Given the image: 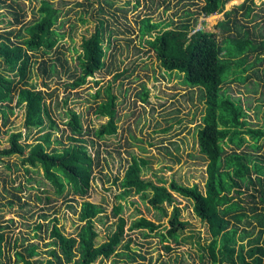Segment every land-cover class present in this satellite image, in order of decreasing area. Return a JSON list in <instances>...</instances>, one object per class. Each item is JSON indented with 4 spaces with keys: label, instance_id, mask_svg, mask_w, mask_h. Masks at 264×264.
<instances>
[{
    "label": "trees",
    "instance_id": "trees-1",
    "mask_svg": "<svg viewBox=\"0 0 264 264\" xmlns=\"http://www.w3.org/2000/svg\"><path fill=\"white\" fill-rule=\"evenodd\" d=\"M0 1L10 8L14 26L0 32V113L6 124L9 111H14L15 106L24 108L27 129L25 135L21 130L9 132L8 145L0 147V162L6 157L18 156L27 172L41 171L56 196H87L95 168L100 164V151L92 154L84 136L92 133L103 138L117 133L120 120L118 96L111 83L104 91L98 88L92 94L94 99H99L94 113L107 120L93 130L86 129L82 113L69 105L68 98L61 105L60 101L52 102L55 90L50 88L48 78L59 75V66H62L73 80L67 81L66 87L77 88L102 69L107 57L105 40L107 38L108 46L112 42L110 30H107L108 20L98 16L94 32L83 38L77 49L71 70L66 66L68 58L58 49L65 33L58 29L62 10L54 0H39L29 19H26V0ZM228 1L205 0L201 11L206 16L219 14ZM249 1L254 0H245L225 11L223 19L217 22L218 32L192 28L189 22L176 28H162L161 22L143 19L141 34L143 37L148 34L147 44L161 66L168 71L182 72L186 83L203 92L205 108L197 128V143L207 162V178L204 190L198 183L187 185L172 179L166 184L163 176L157 180L147 178L144 171L150 167L149 160L132 154L119 181L121 191L116 195L119 199H127L133 191L140 193L141 198L162 216L168 215L165 204L173 205L169 223L162 227L164 230L161 223L145 216L137 217L130 225V229H142L147 236L154 232L158 234L167 250L171 249L170 239L179 243V231L188 224L187 220L181 219V208L175 203L176 194L191 200L195 214L208 225L211 239L203 249L212 264H264V152L258 155L253 152L261 148L264 126L252 125L248 119L249 107L244 106L241 96H234L224 88L226 82L247 81L249 71L256 70L254 74H257V65L264 64V32H252L234 15L240 9L244 17L250 19L253 7ZM103 11L101 6L98 13ZM86 19L82 13L80 20L85 22ZM2 22L0 19V25ZM220 31L224 34L222 40L218 39ZM262 72L264 75V68ZM35 75L44 77V89L37 87L33 80ZM120 75L116 73L115 78ZM147 93L148 89L144 87L140 93L143 100L147 99ZM54 106L62 108V117H66L62 120L64 128L61 130L63 134L68 132L66 141L62 137L53 138L52 131L60 127ZM32 128L43 132L29 142ZM54 144H62V147ZM6 166L12 167L11 163ZM115 179L117 181L118 176ZM36 196L42 199L40 195ZM15 197L21 201V197ZM8 204L13 205L14 200H9ZM123 207L122 203L114 205L113 214L118 216L116 228L105 241L98 243L95 219L104 213L105 207L83 200L79 210L83 224L77 236L66 235L56 222L53 223L52 240L48 243L51 247L47 251L50 258L44 264H93L99 257L108 258L117 253L127 223L121 215ZM2 228L0 225V264H11ZM129 242L124 244L128 250L131 249ZM37 248L36 243L23 245L15 251L13 263H42L41 259L33 260L39 254ZM122 254L130 257L126 252ZM4 257L8 260L2 259Z\"/></svg>",
    "mask_w": 264,
    "mask_h": 264
},
{
    "label": "rangeland",
    "instance_id": "rangeland-1",
    "mask_svg": "<svg viewBox=\"0 0 264 264\" xmlns=\"http://www.w3.org/2000/svg\"><path fill=\"white\" fill-rule=\"evenodd\" d=\"M204 1L54 0V4L62 10L58 29L65 33L58 49L68 58L66 66L71 70L77 49H80L83 38L94 32L98 16L108 20L107 30H110L112 42L108 46L107 38L105 40L108 46L106 65L89 76L80 87H66V82L73 80L59 66V75L48 78L50 88L55 90L52 102L60 101L61 105L68 98L69 105L82 113L85 128L93 130L107 118L94 113V106L99 99H94L92 94L98 88L104 91L111 83L113 92L118 96L119 127L115 135L103 138H97L92 133L85 134L90 152L95 154L96 150L100 151V164L95 168L89 194L84 197H73L72 194L56 196L41 171L34 169L27 172L18 156L6 157L0 162V225L4 227L1 230L6 236V252L12 258L11 264H14L15 251L29 243L38 244L39 254L33 260L41 259L42 263L38 264H44L50 258L47 251L51 247L48 243L52 240L50 232L54 222L66 235L77 236L83 224L79 219V210L81 202L86 199L105 207L104 213L95 219L99 232L98 243L105 241L116 228L118 216L113 214L114 205L123 204L121 215L127 219L124 239L117 253L108 258L99 257L93 264H212L209 254L205 255L203 249L211 239L208 225L195 214L191 200L176 194L175 203L181 208V219L187 220L188 224L179 231V243L170 239L171 249L167 250L158 234L154 232L147 236L142 229H130V225L137 217L145 216L161 223L162 228L169 223L173 205L165 204L168 215L162 216L141 198L140 193L133 191L127 199L116 197L121 191L119 181L132 154L149 160L150 167L144 171L147 178L157 180L163 176L167 180L166 184L175 179L187 185L198 183L205 189L207 162L197 143V128L205 108L203 92L199 87L186 83L182 72L168 71L162 67L155 52L147 44L148 34L144 37L141 34L145 18L161 22L162 28H176L189 22L192 28L218 32L217 22L223 19L225 11L245 0H229L223 12L208 16L201 11ZM25 2L28 12L26 19H29L39 0ZM248 3L253 7L250 19H246L240 9L234 15L252 32L260 34L264 32V0ZM101 6L104 11L98 13ZM82 13L87 18L85 22L80 20ZM0 19L3 20L0 32L14 27L11 24L13 14L1 1ZM222 37L224 34L220 31L218 39L222 40ZM38 57L40 60L39 53ZM257 68V74H254L256 70L249 71L250 78L247 81L226 82L224 88H228L234 96H241L244 106L249 107V121L259 127L264 126V64H258ZM116 73L121 75L115 78ZM33 80L38 88L44 89L45 79L42 75H35ZM144 87L148 89L146 100L140 96ZM12 105H15V101ZM56 115L60 127L52 131L53 138L62 137L66 141L68 132L63 134L61 131L64 128L62 120L66 119L62 117V108H57ZM3 121L0 113V147L8 145L9 132L21 130L24 135L27 132L24 108L15 106L14 111L8 112V122L5 124ZM41 132L32 128L28 141L35 140ZM260 145L261 148L259 151L254 150V154L264 152V139L260 140ZM53 146L62 147V144ZM7 163H11L12 167L8 168ZM116 176L119 178L117 181ZM19 186L21 190L14 189ZM15 196L21 197V201ZM9 200H14V204H8ZM128 241L129 250L124 246ZM125 252L130 257L122 254ZM2 259L8 260L7 257Z\"/></svg>",
    "mask_w": 264,
    "mask_h": 264
},
{
    "label": "clouds",
    "instance_id": "clouds-1",
    "mask_svg": "<svg viewBox=\"0 0 264 264\" xmlns=\"http://www.w3.org/2000/svg\"><path fill=\"white\" fill-rule=\"evenodd\" d=\"M104 46L106 47L107 45H105V43H104ZM108 47V46H107ZM99 71V70H98ZM96 73V72H95Z\"/></svg>",
    "mask_w": 264,
    "mask_h": 264
}]
</instances>
